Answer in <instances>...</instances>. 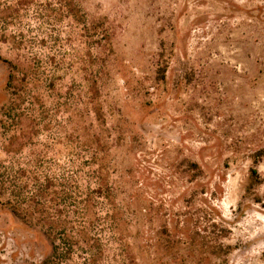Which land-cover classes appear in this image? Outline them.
<instances>
[{
  "label": "rangeland",
  "instance_id": "374dc122",
  "mask_svg": "<svg viewBox=\"0 0 264 264\" xmlns=\"http://www.w3.org/2000/svg\"><path fill=\"white\" fill-rule=\"evenodd\" d=\"M0 169V264H264V0H0Z\"/></svg>",
  "mask_w": 264,
  "mask_h": 264
},
{
  "label": "trees",
  "instance_id": "16d2710c",
  "mask_svg": "<svg viewBox=\"0 0 264 264\" xmlns=\"http://www.w3.org/2000/svg\"><path fill=\"white\" fill-rule=\"evenodd\" d=\"M253 174H256L254 171ZM15 177V176H13ZM8 174L7 171L0 169V198L7 195L8 198H5L2 202L4 205L11 207L13 213L17 216H22L23 209L21 208V203L24 200L22 197V188H19L15 183V179ZM142 216L152 219L154 217L153 212L150 210H145ZM212 227H216L215 224H212ZM161 235H165L163 239H159V245L146 244L144 246H139L136 249V258L138 261L144 264V258L149 259L150 264H185L187 262L186 255H176L169 256L168 260H164L162 257L166 254L165 252L168 249H172L173 246L179 242V240H172L170 237V231L165 227L163 232H160ZM150 239V237H148ZM161 243V244H160ZM182 243V242H181ZM168 253V252H167ZM56 255V253H55ZM55 257V256H54Z\"/></svg>",
  "mask_w": 264,
  "mask_h": 264
}]
</instances>
